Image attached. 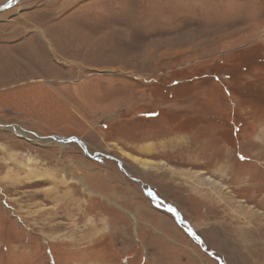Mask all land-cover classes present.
Listing matches in <instances>:
<instances>
[{"label":"rangeland","instance_id":"374dc122","mask_svg":"<svg viewBox=\"0 0 264 264\" xmlns=\"http://www.w3.org/2000/svg\"><path fill=\"white\" fill-rule=\"evenodd\" d=\"M12 1L0 124L27 137L0 126V264H219L143 185L223 264H264V0Z\"/></svg>","mask_w":264,"mask_h":264},{"label":"flooded vegetation","instance_id":"af4514ba","mask_svg":"<svg viewBox=\"0 0 264 264\" xmlns=\"http://www.w3.org/2000/svg\"><path fill=\"white\" fill-rule=\"evenodd\" d=\"M115 163H116L117 168H120L126 176H129V175H127L128 173H125L123 171L122 165L119 166L116 161H115ZM131 178H132V180L136 179L134 177H131ZM138 181H141V179L140 180L138 179ZM142 191L145 194V196L150 200V202L153 204V206L157 209V211L162 212L164 214H167L171 218V220L174 222V224L178 228H180V230L186 235V237L189 240H191L193 243L202 247V249H204V246H205L206 247V254H208L212 258L216 259V257L219 256L216 252L210 251L207 248V246L205 245V239L202 236V234L199 232L194 221L191 220L189 217H186V215L181 211V208L177 204H175L174 202H171V201L169 202L167 199H165V197L161 196L155 189L151 188L150 185H143ZM167 205H169L171 208L175 209L176 215L167 210V208H166ZM200 209H201V207H200ZM189 215H190V213H189ZM179 222H181V223H179ZM219 257L221 258V256H219ZM221 260H222V258H221Z\"/></svg>","mask_w":264,"mask_h":264},{"label":"water","instance_id":"95a60500","mask_svg":"<svg viewBox=\"0 0 264 264\" xmlns=\"http://www.w3.org/2000/svg\"><path fill=\"white\" fill-rule=\"evenodd\" d=\"M13 3V1L12 2H9L8 4L6 3V4H3V5H0V9H3V8H5V7H7V6H9V5H11ZM6 126H7V128H11V129H13L14 130V126H13V124H5ZM38 138H41V139H44L45 138V136H40V135H36ZM46 137H48V138H50V139H52V140H54V141H56V142H58V143H63V142H76L77 144H79L80 146H81V148L83 149V151H84V153L85 154H87V156H92V157H109V158H111L112 160H114V161H116L117 162V164L119 165V166H121L122 165V162L118 159V158H116V157H114V156H111V155H107V154H105V153H101V152H96V153H91L89 150H88V148H87V145L83 142V140H81L79 137H77V136H66V137H64V136H59V135H48V136H46ZM123 171L125 172V173H128L127 172V170L125 169V168H123ZM134 179V178H133ZM167 210L168 211H170V212H172L173 214H175L176 215V211H175V209H173V208H171L169 205H167ZM179 223H181V222H179ZM204 248H205V246H204ZM216 260L218 261V263L219 264H223V261L221 260V258L219 257V256H217L216 257Z\"/></svg>","mask_w":264,"mask_h":264},{"label":"bare ground","instance_id":"6f19581e","mask_svg":"<svg viewBox=\"0 0 264 264\" xmlns=\"http://www.w3.org/2000/svg\"><path fill=\"white\" fill-rule=\"evenodd\" d=\"M34 79V78H33ZM0 126H4L6 129H10V128H7V126L6 125H2V124H0ZM14 126V130H12V129H10V130H12V131H15L16 132V134H19V135H21V136H23V137H27L26 136V132H24L23 130H21V129H17V127L18 126H16V125H13ZM12 128V127H11ZM19 128V127H18ZM38 140H45V138L44 139H41V138H38ZM56 142V141H55ZM56 143H58V142H56ZM58 144H60V145H63V144H66V143H58ZM133 158H135V160L137 161L138 160V158L137 157H133ZM124 168V167H123ZM128 175V174H127ZM205 181H207V182H209V184H211V186H213V185H215V186H218V187H223L224 185H222L221 183H219L218 181H216V180H213L212 178H210V177H208V176H206L205 177ZM242 208H245L244 206L242 207ZM246 209V208H245Z\"/></svg>","mask_w":264,"mask_h":264},{"label":"crops","instance_id":"0c3cea01","mask_svg":"<svg viewBox=\"0 0 264 264\" xmlns=\"http://www.w3.org/2000/svg\"><path fill=\"white\" fill-rule=\"evenodd\" d=\"M14 77H16V76H14ZM147 159H149V158H147Z\"/></svg>","mask_w":264,"mask_h":264}]
</instances>
